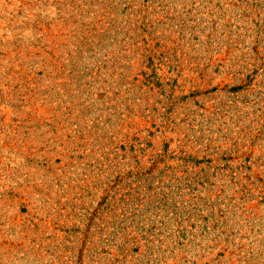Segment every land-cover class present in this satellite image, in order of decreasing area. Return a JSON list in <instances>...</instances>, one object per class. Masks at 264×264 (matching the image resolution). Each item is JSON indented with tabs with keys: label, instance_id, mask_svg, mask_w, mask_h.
Segmentation results:
<instances>
[{
	"label": "rangeland",
	"instance_id": "374dc122",
	"mask_svg": "<svg viewBox=\"0 0 264 264\" xmlns=\"http://www.w3.org/2000/svg\"><path fill=\"white\" fill-rule=\"evenodd\" d=\"M0 264H264V0H0Z\"/></svg>",
	"mask_w": 264,
	"mask_h": 264
}]
</instances>
